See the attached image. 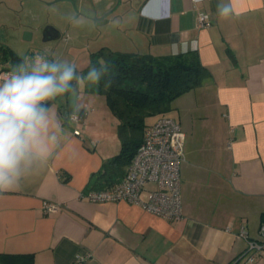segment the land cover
<instances>
[{
    "label": "crops",
    "instance_id": "obj_1",
    "mask_svg": "<svg viewBox=\"0 0 264 264\" xmlns=\"http://www.w3.org/2000/svg\"><path fill=\"white\" fill-rule=\"evenodd\" d=\"M3 2L13 11L15 1ZM220 2L73 0L81 19L112 40L105 48L194 52L210 70L209 80L174 99L165 113L186 135L182 216L169 220L125 199L86 197L102 189L91 177L120 144L104 95L84 93L79 84L75 94L54 102L63 123L56 155L0 196V264H232L247 239L258 237L264 225V0H232L236 14L228 18L218 16ZM198 12L208 13L210 23L199 26ZM4 16L0 28L9 19ZM3 36L0 29V44L10 46ZM16 65L0 60V71ZM72 113L80 120L66 119ZM154 187L147 184L141 199ZM45 201L62 209L46 213ZM76 255L86 259L78 263ZM248 264H264V253Z\"/></svg>",
    "mask_w": 264,
    "mask_h": 264
},
{
    "label": "clouds",
    "instance_id": "obj_2",
    "mask_svg": "<svg viewBox=\"0 0 264 264\" xmlns=\"http://www.w3.org/2000/svg\"><path fill=\"white\" fill-rule=\"evenodd\" d=\"M220 18L235 15L232 0L217 5ZM175 50V46H174ZM107 64L80 74L67 60L37 55L0 77V196L41 171L61 147L63 123L54 111L58 97L75 94L82 82L112 85ZM66 119L75 122L76 113Z\"/></svg>",
    "mask_w": 264,
    "mask_h": 264
},
{
    "label": "trees",
    "instance_id": "obj_3",
    "mask_svg": "<svg viewBox=\"0 0 264 264\" xmlns=\"http://www.w3.org/2000/svg\"><path fill=\"white\" fill-rule=\"evenodd\" d=\"M24 58L10 46L0 44V60L20 64ZM101 63L109 67L111 87L105 89L104 80L98 86L86 82L91 90L104 95L117 121L120 147L92 175V186L96 188L110 187L122 179L143 141L145 128L152 123L151 117L165 115L174 99L203 85L211 77L210 70L194 52L152 55L105 47L91 54L90 62L80 74H86L90 67Z\"/></svg>",
    "mask_w": 264,
    "mask_h": 264
},
{
    "label": "built area",
    "instance_id": "obj_4",
    "mask_svg": "<svg viewBox=\"0 0 264 264\" xmlns=\"http://www.w3.org/2000/svg\"><path fill=\"white\" fill-rule=\"evenodd\" d=\"M210 21L208 13L198 12L199 26H206ZM7 72L9 70H1L0 77ZM80 118L77 115L76 121ZM185 141L186 135L180 124L169 116H160L145 128L143 141L122 179L110 187L91 190L86 197L91 201L125 199L163 218L179 219L182 216L180 165L185 158ZM149 183H154L155 187L150 190L148 199L142 200L140 194ZM42 209L54 213L61 210L62 205L45 201ZM242 236L247 237V234L242 232ZM262 253L264 225L259 227L257 238L247 239L246 248L232 264L254 263ZM85 259L84 255L75 257L78 263Z\"/></svg>",
    "mask_w": 264,
    "mask_h": 264
},
{
    "label": "rangeland",
    "instance_id": "obj_5",
    "mask_svg": "<svg viewBox=\"0 0 264 264\" xmlns=\"http://www.w3.org/2000/svg\"><path fill=\"white\" fill-rule=\"evenodd\" d=\"M13 1V11H7L4 6H0V19L4 20V15L9 18L0 29L4 31L3 37L7 44L15 52L29 59L40 55L49 60H67L74 63L80 73L90 62L91 54L101 47H106L111 40L105 34L99 36V31H94V25L88 20L83 21L84 18L81 19L73 0ZM3 3L2 0L0 5ZM47 24H52L58 30V35L44 41L43 29ZM24 29L33 31L30 40L22 38ZM80 84H83L80 86L82 92H91L86 81ZM97 95L103 97L101 94ZM154 119L150 118L152 121Z\"/></svg>",
    "mask_w": 264,
    "mask_h": 264
},
{
    "label": "water",
    "instance_id": "obj_6",
    "mask_svg": "<svg viewBox=\"0 0 264 264\" xmlns=\"http://www.w3.org/2000/svg\"><path fill=\"white\" fill-rule=\"evenodd\" d=\"M33 31L29 29H24L22 31V38L24 40H30L32 38ZM58 35V30L52 25L47 24L43 29V40H50Z\"/></svg>",
    "mask_w": 264,
    "mask_h": 264
}]
</instances>
